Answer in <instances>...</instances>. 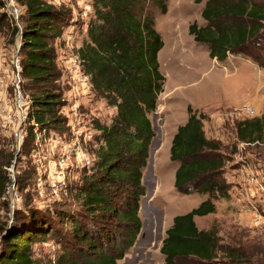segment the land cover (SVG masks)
I'll list each match as a JSON object with an SVG mask.
<instances>
[{
    "label": "rangeland",
    "instance_id": "rangeland-1",
    "mask_svg": "<svg viewBox=\"0 0 264 264\" xmlns=\"http://www.w3.org/2000/svg\"><path fill=\"white\" fill-rule=\"evenodd\" d=\"M3 1L5 8L0 10V221L3 226L12 225L20 216L17 213L26 217L34 210L52 214L55 226L69 235L73 226L70 223L63 227L61 220L68 215H72V220L78 219L86 182L93 180L91 177L103 176L95 166L101 145L97 125L110 126L117 115V109L95 91L78 56V50L88 40L89 26L96 18V0H44L69 14L63 22L61 36L52 43L57 80L44 88L25 80L21 74L25 8L15 0ZM206 1L168 0L166 14L153 1L147 6L164 42L159 61L165 81L157 111L150 115L159 138L150 146L148 165L143 171L147 198L141 200L140 212L146 222L145 240L136 241L132 253L120 264H165L160 252L162 244L156 247L157 244L151 243L150 197L155 199L154 204L159 207L156 214L168 229L177 216L188 214L199 207L200 200L209 198L199 193L184 195L175 188L179 163L171 160V147L178 128L189 119V106L198 115H204L206 137L220 146L219 153L226 159L223 178L230 185V198L214 202L216 213L203 218L200 227L203 231L215 232L219 245L240 259L241 264H264V138L246 143L237 135L241 122L264 114V68L248 58L231 54L226 64L234 60L236 68L224 69L222 62L210 59L208 46L196 42L189 33L193 24L200 28L206 25L202 18ZM254 1L264 4V0ZM17 27L19 33H16ZM47 90L62 95L57 114L62 120L61 126L50 124L41 128L29 119L22 123L31 111L33 95ZM219 98L222 104L212 102ZM207 102L212 103L202 111L193 107ZM249 108L255 110L254 115ZM111 189L117 195L115 204L121 205L125 188L117 185ZM253 206L262 215L260 218L251 214ZM93 222L116 231L114 220L96 216ZM3 226L0 225V251ZM164 227H159L160 235ZM57 240L48 236L34 242L33 257L40 264L58 261L64 250ZM224 252L219 251V259L226 261ZM70 253L79 255L75 250Z\"/></svg>",
    "mask_w": 264,
    "mask_h": 264
},
{
    "label": "trees",
    "instance_id": "trees-1",
    "mask_svg": "<svg viewBox=\"0 0 264 264\" xmlns=\"http://www.w3.org/2000/svg\"><path fill=\"white\" fill-rule=\"evenodd\" d=\"M15 1L25 8L21 74L32 84L50 87L58 72L52 43L61 36L69 14L44 0ZM152 1L162 14L167 13L168 0L95 1L96 18L78 56L97 94L117 109L110 126L97 125L101 145L95 166L103 179L94 176L86 182L77 220H72V215L61 220L63 227L73 226L69 235L55 226L52 214L34 210L26 217L17 213L16 225L3 226L0 221L4 227L1 264H40L31 247L48 236L59 239L64 250L52 264H120L134 247L142 229L140 204L146 196L143 171L156 137L150 115L157 111L165 81L159 61L164 42L147 7ZM3 8L5 3L0 0V10ZM202 18L206 25L200 28L193 24L189 33L196 42L208 46L211 59L223 63L231 54L264 68V4L254 0H207ZM61 104L62 95L54 90L35 93L29 120H35L41 128L61 126L57 116ZM188 113L189 119L178 128L171 147V160L179 163L175 188L184 195L199 193L209 198L174 219L160 252L165 264H241L219 245L215 232L201 231L195 222L196 217L216 213L214 202L230 198V185L223 178L226 159L219 153L220 146L206 137L204 115H198L191 106ZM237 135L246 143L263 140L264 114L241 122ZM117 185L125 188L121 205L115 204L117 195L111 189ZM96 216L114 220L116 231L94 223ZM72 250L79 255L73 256ZM220 250H225L226 261L219 259Z\"/></svg>",
    "mask_w": 264,
    "mask_h": 264
},
{
    "label": "crops",
    "instance_id": "crops-1",
    "mask_svg": "<svg viewBox=\"0 0 264 264\" xmlns=\"http://www.w3.org/2000/svg\"><path fill=\"white\" fill-rule=\"evenodd\" d=\"M208 55H210V54H208ZM211 59V58H210ZM213 61V60H212ZM230 60H229V57H228V59L225 61V62H223V63H220L221 64V66L224 68V69H226V67L228 68H236V66H235V63H234V60H233V62L232 63H229V64H226V63H228ZM247 61H250V60H247ZM251 62V61H250ZM219 63V62H218ZM230 65V66H229ZM230 71H232V72H234V73H236L234 70H230ZM226 94V93H225ZM222 96H224V93L221 95V97ZM226 96V95H225ZM220 97V98H221ZM220 98L219 99H214V101H212V102H217L218 104H222V101L223 100H220ZM224 98V97H223ZM219 100V101H218ZM212 102H207L206 104H204V105H200V106H197V107H195V106H193L196 110H201L202 111V108H205L206 106H208L209 104H211ZM187 121V120H186ZM186 121L184 122V123H186ZM155 130V129H154ZM156 133V132H155ZM159 138V135H157L156 134V137L154 138V140H156V139H158ZM154 140H153V142H152V145L154 144ZM170 141H171V139L169 138V143H170ZM161 142L163 143V141L161 140ZM145 199L147 198L146 196L144 197ZM143 198V199H144ZM155 199L153 198V197H150V201H149V204L151 205V208H150V213L148 214V216L151 218V217H153L152 218V230H151V243L153 242V243H155V244H157L156 245V247L158 246V244H162L163 245V241H164V239L167 237V234H166V232L169 230L168 228H165L164 227V222H162L161 221V218H160V215H157L156 214V212H157V210H158V205L157 204H154L155 202ZM202 202H204V200H200L199 201V203H197L198 205L199 204H201ZM140 206L142 207V201H141V204H140ZM141 211V210H140ZM142 214V212H140V215ZM153 214V215H152ZM142 216H143V214L141 215V220H142V229H141V234L139 235V237H138V239H137V243L139 242V241H141V240H145V225H146V222H145V220L143 221V219H142ZM207 216H205V217H196L195 218V222H196V224H197V227L199 228V230H203L201 227H200V222H201V220L203 219V218H206ZM172 225H173V223H172ZM164 227L163 228V230H162V233H161V235L159 234V227ZM156 232H157V235H155L156 234ZM153 245V244H152ZM132 252L130 251V253H129V255L131 254ZM146 253V252H145ZM147 254H149V253H147ZM143 255V254H142ZM149 255H151V254H149ZM163 256V255H162ZM163 260H164V262H165V256H163Z\"/></svg>",
    "mask_w": 264,
    "mask_h": 264
},
{
    "label": "built area",
    "instance_id": "built-area-1",
    "mask_svg": "<svg viewBox=\"0 0 264 264\" xmlns=\"http://www.w3.org/2000/svg\"><path fill=\"white\" fill-rule=\"evenodd\" d=\"M16 11L18 12L19 10L16 9ZM249 112H250L252 115L255 114V110L252 109V108H249ZM28 119H29V115H25V120H26V121H23L22 123H26ZM88 163L90 164V162H88ZM263 196H264V192H263ZM251 214H252L254 217H256V218H260V217L262 216V215L260 214V212L258 211V209H257L255 206H253Z\"/></svg>",
    "mask_w": 264,
    "mask_h": 264
},
{
    "label": "water",
    "instance_id": "water-1",
    "mask_svg": "<svg viewBox=\"0 0 264 264\" xmlns=\"http://www.w3.org/2000/svg\"><path fill=\"white\" fill-rule=\"evenodd\" d=\"M155 129V128H154Z\"/></svg>",
    "mask_w": 264,
    "mask_h": 264
}]
</instances>
